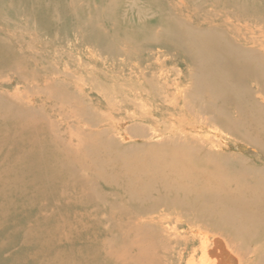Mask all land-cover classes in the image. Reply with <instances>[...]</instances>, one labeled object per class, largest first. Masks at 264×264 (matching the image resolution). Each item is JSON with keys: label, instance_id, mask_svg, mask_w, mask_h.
<instances>
[{"label": "bare ground", "instance_id": "6f19581e", "mask_svg": "<svg viewBox=\"0 0 264 264\" xmlns=\"http://www.w3.org/2000/svg\"><path fill=\"white\" fill-rule=\"evenodd\" d=\"M0 1L8 15L0 11V74L11 71L16 79L9 82L17 85L13 93L0 88V107L9 110L0 109V168L28 169L23 177H8L18 185L46 159L53 160L46 170L62 163L69 174L66 188L80 190L72 205L91 206L98 214L101 229L92 222L90 227V264H264L263 29L259 36L245 18L233 16L215 24H176L173 37L188 43L187 50L176 48L183 60L169 69L177 79L157 76L152 64H124L128 74L112 84L118 88H102L100 96L114 108L105 113L87 99L85 88L63 79L71 75L59 68L51 76L37 73L29 86V48L15 41L14 49L5 37L23 33L36 39L45 29L37 20L30 23L28 0H20L22 7L13 5L17 0ZM219 38L215 48L207 45ZM45 89L61 103L59 109L36 104L35 98L30 103L21 94ZM59 94L67 97L60 100ZM43 110L51 116L45 119ZM58 116L78 124L54 141L62 147L51 144L44 131L54 129L50 118ZM43 142L50 145L40 148ZM82 158L96 170L89 171L96 180L89 172L69 171L70 160ZM97 182L107 189L98 190ZM24 242L12 253L0 250V264L16 254L12 264H76L66 235Z\"/></svg>", "mask_w": 264, "mask_h": 264}, {"label": "rangeland", "instance_id": "374dc122", "mask_svg": "<svg viewBox=\"0 0 264 264\" xmlns=\"http://www.w3.org/2000/svg\"><path fill=\"white\" fill-rule=\"evenodd\" d=\"M28 3L33 8L28 12L32 20L30 23L39 21L46 33L38 34L36 39L22 33L18 38L5 37V40L14 49L18 48L15 41L21 44L22 49L29 48L28 57L33 61L24 69L29 86H33L37 73L51 76L59 68L62 73L71 75L62 76L63 79H72L78 89L85 88L87 99H92L95 102L93 106H101V111L105 113L114 108L107 107V102L100 96L102 88H118L117 84H112L113 81L121 83V77L128 74L127 71L123 72L124 64H152V73L155 71L157 76L163 74L168 79L169 76L171 80L177 79L169 69L174 68V63L178 60H183L176 51L186 49L188 43L182 45L173 37V27L176 24L194 26L202 21L215 24L222 16H233L245 18L249 28L259 36L261 34L258 30H264V0H28ZM13 5L22 7L20 0L14 1ZM0 11L8 19L1 1ZM18 24L26 26L24 21ZM3 25L6 24L3 22ZM224 38L228 39L225 35ZM219 40L221 38L208 41L207 45L215 48V43ZM36 41L42 44V49L36 46ZM10 57L11 55H7L6 58ZM41 59L44 60L41 62ZM33 63L43 65L47 73L37 70ZM11 79L12 82L16 79L11 71L1 73L0 88L13 93L17 85L10 83ZM22 86L24 85L19 87ZM22 91V96L30 103V99L35 98L36 104L44 101L51 107L60 108L61 103L52 98L53 92L48 89L36 95L27 90ZM66 97L59 94L60 100ZM49 98L54 102L49 103ZM98 101L101 105H96ZM0 109L1 112L9 111L4 107ZM42 116L47 119L51 115L43 110ZM50 120L55 124L54 129L50 131L45 127L44 131L49 132L50 143L57 146L59 142L54 141L58 136L64 135L66 127L71 126L74 132L78 126L73 118L58 116ZM48 145V142H43L40 148ZM2 152L0 146V154ZM61 154L58 153L64 157V161V150ZM74 156L83 157L80 153ZM70 162L69 171H96L83 158L77 163ZM39 164V168L33 169L36 172L25 177L26 181L22 180L18 185L9 182L8 177L15 174L23 177L27 175L25 171L28 169L22 166L13 173L12 169L9 172L8 167L0 168V250L12 253L14 247H23L26 245L24 241L33 239L34 236L43 238L63 234L72 243L76 264H90V227L94 224L93 227L101 229L97 211L87 205L79 208L72 205V200L80 190L66 188L69 174L62 163L55 165L54 170H46L47 165L53 164L52 158ZM89 173V177L96 180V176ZM101 176H106V173ZM97 186L98 190L107 189L102 183L97 182ZM115 187L120 191L119 186ZM61 189L65 191L64 196H59L62 194ZM85 191L90 193V189ZM22 255L20 258L26 260L27 256ZM18 259L19 255H11L4 264L16 263Z\"/></svg>", "mask_w": 264, "mask_h": 264}]
</instances>
